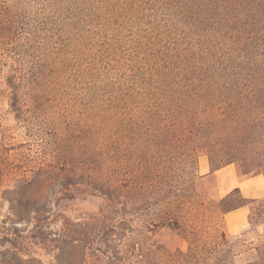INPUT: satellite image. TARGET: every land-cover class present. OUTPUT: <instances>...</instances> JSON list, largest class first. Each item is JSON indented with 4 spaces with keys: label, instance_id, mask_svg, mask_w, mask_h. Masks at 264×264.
Wrapping results in <instances>:
<instances>
[{
    "label": "trees",
    "instance_id": "trees-1",
    "mask_svg": "<svg viewBox=\"0 0 264 264\" xmlns=\"http://www.w3.org/2000/svg\"><path fill=\"white\" fill-rule=\"evenodd\" d=\"M0 100L19 122L51 123L52 141L108 154L100 183H82L100 206L70 219L81 193L58 172L60 227L0 225L15 251L0 264H264V196L198 185L213 176L199 154L211 172H264V0H0ZM239 207L256 241L228 232Z\"/></svg>",
    "mask_w": 264,
    "mask_h": 264
},
{
    "label": "rangeland",
    "instance_id": "rangeland-1",
    "mask_svg": "<svg viewBox=\"0 0 264 264\" xmlns=\"http://www.w3.org/2000/svg\"><path fill=\"white\" fill-rule=\"evenodd\" d=\"M8 109L7 103L0 100V225H14L18 229L25 230L24 233H26L36 220L40 219L47 220L46 226L49 229H58L62 219L55 215L57 212L55 204L59 200V185L54 176L64 170H73V180L77 181L76 188L81 193L77 194L74 200L73 206L76 210L67 213V216L76 220L80 218L78 217L81 215L78 214L80 209L96 210L101 204V198L93 195L86 196L84 190L92 191L82 183L88 180L97 185L100 183L97 178L101 180L106 173L105 162L108 154H99L98 149L95 150V154L91 153L92 146L95 144L98 146L99 143L85 139L80 149L81 146L76 142L77 140L73 139L74 137L66 141H60L58 138L52 141L50 138L54 127L51 123L43 127L27 125L26 122L15 120ZM39 130H42L41 134H38ZM65 150H68L67 154L64 153ZM71 152L81 153L68 154ZM125 155L134 160V165L142 154ZM68 159L71 160V166L60 163ZM205 159L207 160L205 154L198 155L199 166L200 163H205ZM198 185L212 196H222L214 176L199 179ZM228 223L230 234L240 236L247 242L256 241L262 233L261 226L250 228L247 222L243 225L235 224L232 227L231 214L228 215ZM157 238L170 246L186 247L184 241L167 229L159 230ZM1 251H7V256L12 257L15 252L9 245L0 243ZM40 258L44 263L49 264L50 257L40 256Z\"/></svg>",
    "mask_w": 264,
    "mask_h": 264
},
{
    "label": "crops",
    "instance_id": "crops-1",
    "mask_svg": "<svg viewBox=\"0 0 264 264\" xmlns=\"http://www.w3.org/2000/svg\"><path fill=\"white\" fill-rule=\"evenodd\" d=\"M198 170L201 175H213L216 178L220 195H224L233 188L237 187L244 197L254 198L264 196V173L254 174L251 176L239 175L233 163L227 164L211 172L208 159H205V163H200V166L198 162ZM248 212L249 210L247 207H239L225 214L227 230V224L229 225L228 215L231 214V225L233 227L235 224L243 225L244 222H247Z\"/></svg>",
    "mask_w": 264,
    "mask_h": 264
}]
</instances>
